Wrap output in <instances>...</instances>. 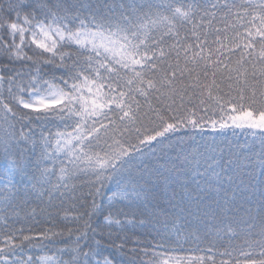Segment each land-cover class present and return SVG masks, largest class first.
<instances>
[{
    "label": "snow or ice",
    "instance_id": "6c2138e0",
    "mask_svg": "<svg viewBox=\"0 0 264 264\" xmlns=\"http://www.w3.org/2000/svg\"><path fill=\"white\" fill-rule=\"evenodd\" d=\"M0 159V264H264V0H0Z\"/></svg>",
    "mask_w": 264,
    "mask_h": 264
},
{
    "label": "trees",
    "instance_id": "16d2710c",
    "mask_svg": "<svg viewBox=\"0 0 264 264\" xmlns=\"http://www.w3.org/2000/svg\"><path fill=\"white\" fill-rule=\"evenodd\" d=\"M4 166V161L2 159H0V169H2ZM17 227H39V225H37L34 221L31 223V225H29L28 223H26L23 219L19 220L16 224Z\"/></svg>",
    "mask_w": 264,
    "mask_h": 264
}]
</instances>
